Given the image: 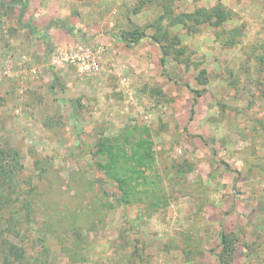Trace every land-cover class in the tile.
<instances>
[{
  "label": "rangeland",
  "instance_id": "obj_1",
  "mask_svg": "<svg viewBox=\"0 0 264 264\" xmlns=\"http://www.w3.org/2000/svg\"><path fill=\"white\" fill-rule=\"evenodd\" d=\"M4 2L0 264H249L264 240V0H103L105 22L146 43L116 63L81 42L105 48L96 77L51 65L69 47L45 56Z\"/></svg>",
  "mask_w": 264,
  "mask_h": 264
},
{
  "label": "crops",
  "instance_id": "obj_2",
  "mask_svg": "<svg viewBox=\"0 0 264 264\" xmlns=\"http://www.w3.org/2000/svg\"><path fill=\"white\" fill-rule=\"evenodd\" d=\"M92 1L96 3L94 10L91 7L86 10L84 3L79 0H24L23 4L26 6V9L20 20L23 18L26 19L23 23L27 25V28H29L28 30L30 31V37L36 44L43 45L41 48L46 49L45 56L50 53L52 48H67L72 47L77 43L87 42V44L90 45H96L100 43L106 47L110 46L109 48L115 47L116 49L110 56L115 57L114 61H116V63L125 62V58H123L124 54H127V56L132 58L133 56H137L138 58L141 48L144 47L146 43V37L141 38L134 46H126L121 41L118 32L120 28L123 29V31H126L127 29V27L124 26L123 18L114 17L113 20L110 19V21L105 22V17L102 18L100 15H104V6H108L107 4L105 5L107 0H105V3L102 2L103 0H86V2ZM11 2L8 4L5 2L4 3L8 6H19L13 5ZM119 2L120 1H117V5ZM98 6L99 9L96 11L95 9H97ZM74 9L75 11H78V15H80L79 18L73 15ZM112 13H114V10L111 12V14ZM118 19L120 21H118ZM104 24L108 26L106 29L101 30ZM114 26L118 28L113 29L112 27ZM46 41L49 43V50H47L45 45ZM119 52L121 53L120 56L122 57H118ZM136 67H141L139 62H136L135 64L130 63V68L138 71L136 70ZM127 69H129V67H127ZM62 75L64 76L65 74ZM53 79L54 77L52 80ZM261 229L264 228L261 226ZM261 229L257 228L255 232H251V229H249V234L251 237L252 234H254V240H256L257 234L261 231ZM257 247H255L257 248L255 255L251 254L249 257V264H253L252 257L256 258L255 264H264V240H261ZM258 255L260 256L259 261H257ZM244 258H246V255H244ZM245 263H247L246 260Z\"/></svg>",
  "mask_w": 264,
  "mask_h": 264
},
{
  "label": "built area",
  "instance_id": "obj_3",
  "mask_svg": "<svg viewBox=\"0 0 264 264\" xmlns=\"http://www.w3.org/2000/svg\"><path fill=\"white\" fill-rule=\"evenodd\" d=\"M104 51L105 48L101 45L88 46L79 43L62 52L52 53L50 63L55 67H74L80 76L96 77L104 71L101 59ZM124 81L125 79H120V84H124Z\"/></svg>",
  "mask_w": 264,
  "mask_h": 264
},
{
  "label": "trees",
  "instance_id": "obj_4",
  "mask_svg": "<svg viewBox=\"0 0 264 264\" xmlns=\"http://www.w3.org/2000/svg\"><path fill=\"white\" fill-rule=\"evenodd\" d=\"M2 2H4V1L2 0ZM11 4L21 6V9L19 12V21H21L20 19L24 15L25 9H26V6L23 4V0H12ZM142 37H144L143 34H141V33L138 34L137 32H127V33H122L120 35L121 41L125 45H127L128 47H131L132 45L134 46L135 44H137ZM152 40H154V39L152 38ZM45 45L48 49L49 48L48 41L45 42ZM159 48H160V52L162 53L161 58H160V64L162 67H164V64H165V58L164 57H165L166 52L162 46H160ZM162 73L164 74V70L162 71ZM223 166L227 172H229L233 175L236 174V171L231 170L230 167L228 166V164L223 163ZM220 243L224 247V252H226V249L228 247V242H227V236L223 232L220 233Z\"/></svg>",
  "mask_w": 264,
  "mask_h": 264
}]
</instances>
